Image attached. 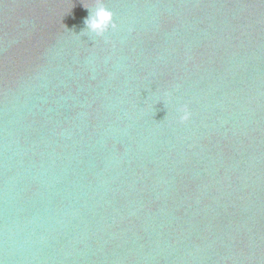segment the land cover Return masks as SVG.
<instances>
[{
  "label": "water",
  "instance_id": "water-1",
  "mask_svg": "<svg viewBox=\"0 0 264 264\" xmlns=\"http://www.w3.org/2000/svg\"><path fill=\"white\" fill-rule=\"evenodd\" d=\"M0 264H264V0H0Z\"/></svg>",
  "mask_w": 264,
  "mask_h": 264
},
{
  "label": "clouds",
  "instance_id": "clouds-1",
  "mask_svg": "<svg viewBox=\"0 0 264 264\" xmlns=\"http://www.w3.org/2000/svg\"><path fill=\"white\" fill-rule=\"evenodd\" d=\"M113 17V12L103 5L90 9V14L84 21L87 33L94 34L96 37L104 36L110 29H115L117 27ZM179 112V121L181 123L187 122L190 119L191 113L187 106L180 108Z\"/></svg>",
  "mask_w": 264,
  "mask_h": 264
}]
</instances>
